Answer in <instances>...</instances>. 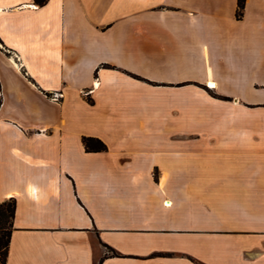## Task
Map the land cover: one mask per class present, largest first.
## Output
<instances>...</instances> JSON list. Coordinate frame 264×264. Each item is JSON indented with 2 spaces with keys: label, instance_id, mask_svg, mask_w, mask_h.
<instances>
[{
  "label": "crops",
  "instance_id": "obj_1",
  "mask_svg": "<svg viewBox=\"0 0 264 264\" xmlns=\"http://www.w3.org/2000/svg\"><path fill=\"white\" fill-rule=\"evenodd\" d=\"M236 8L0 0L6 264H264V0Z\"/></svg>",
  "mask_w": 264,
  "mask_h": 264
},
{
  "label": "trees",
  "instance_id": "obj_2",
  "mask_svg": "<svg viewBox=\"0 0 264 264\" xmlns=\"http://www.w3.org/2000/svg\"><path fill=\"white\" fill-rule=\"evenodd\" d=\"M38 6H44L48 0H33ZM245 0H237L236 19H240L243 14ZM83 146L87 152L99 153L106 151V146L96 138H83ZM15 203L13 200L0 204V264H6L8 255L9 238L11 233V221L14 215ZM9 219L8 228L2 226V222Z\"/></svg>",
  "mask_w": 264,
  "mask_h": 264
},
{
  "label": "rangeland",
  "instance_id": "obj_3",
  "mask_svg": "<svg viewBox=\"0 0 264 264\" xmlns=\"http://www.w3.org/2000/svg\"><path fill=\"white\" fill-rule=\"evenodd\" d=\"M84 97H87V95H88V93H83L82 94ZM88 101H90V99L88 98ZM9 219L7 220L6 219V221L4 220L3 222H2V226H4L5 228H8V225H9Z\"/></svg>",
  "mask_w": 264,
  "mask_h": 264
},
{
  "label": "bare ground",
  "instance_id": "obj_4",
  "mask_svg": "<svg viewBox=\"0 0 264 264\" xmlns=\"http://www.w3.org/2000/svg\"><path fill=\"white\" fill-rule=\"evenodd\" d=\"M210 85H211V86H210ZM97 86H98L97 84H94V87H95V88H97ZM208 87H209V88H214L213 83L209 82V83H208Z\"/></svg>",
  "mask_w": 264,
  "mask_h": 264
},
{
  "label": "snow or ice",
  "instance_id": "obj_5",
  "mask_svg": "<svg viewBox=\"0 0 264 264\" xmlns=\"http://www.w3.org/2000/svg\"><path fill=\"white\" fill-rule=\"evenodd\" d=\"M211 86V85H210Z\"/></svg>",
  "mask_w": 264,
  "mask_h": 264
}]
</instances>
